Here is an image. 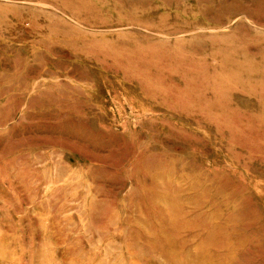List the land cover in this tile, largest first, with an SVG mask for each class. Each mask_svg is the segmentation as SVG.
I'll list each match as a JSON object with an SVG mask.
<instances>
[{"label":"rangeland","instance_id":"1","mask_svg":"<svg viewBox=\"0 0 264 264\" xmlns=\"http://www.w3.org/2000/svg\"><path fill=\"white\" fill-rule=\"evenodd\" d=\"M0 264H264V0H0Z\"/></svg>","mask_w":264,"mask_h":264}]
</instances>
